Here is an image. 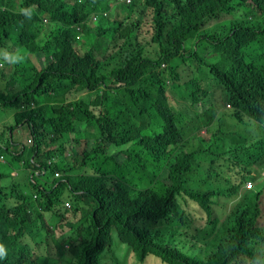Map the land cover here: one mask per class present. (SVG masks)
Here are the masks:
<instances>
[{"label":"trees","instance_id":"1","mask_svg":"<svg viewBox=\"0 0 264 264\" xmlns=\"http://www.w3.org/2000/svg\"><path fill=\"white\" fill-rule=\"evenodd\" d=\"M244 4L252 7L235 17ZM27 6L35 9L31 20L17 14ZM165 8L174 19L151 26L168 44L152 30L146 50L138 0H0V59L4 51L25 57L15 65L0 60V109L13 119L1 129L0 163L24 153L35 189L32 198L18 191L0 167V194L7 201L19 194L14 205L0 203L7 250L0 264H100L113 227L140 262L152 254L167 264H257L254 252L264 256V65L255 53L264 0H165ZM199 43L207 45L201 53ZM186 61L197 71L207 67L222 87L231 139L221 134L212 86L191 76ZM174 96L193 113L174 106ZM20 126L29 136L15 155L11 135ZM201 129L221 146L207 147ZM194 140L199 146L186 149ZM70 141L82 144L80 155L76 147L65 153ZM152 163L163 166L159 188L133 191L130 179ZM65 192L78 218L64 217ZM221 196L235 197V205L214 228L212 203ZM187 199L206 221L194 220Z\"/></svg>","mask_w":264,"mask_h":264},{"label":"rangeland","instance_id":"2","mask_svg":"<svg viewBox=\"0 0 264 264\" xmlns=\"http://www.w3.org/2000/svg\"><path fill=\"white\" fill-rule=\"evenodd\" d=\"M252 6L250 4H244L243 6L239 7L238 10L235 12L234 16L237 18H243L244 14L246 12H248L250 10ZM228 18H224L221 19L222 21H225ZM112 19V18H111ZM146 23H144V25H140L139 27V32H140V38L144 41V39L148 38L149 33H150V28L149 25H147V21L148 19L145 20ZM222 25H210L208 27L211 28H216V29H220ZM260 43L262 44V49H260L259 47L256 48L255 53H260L262 52V63H264V37H262L260 39ZM207 46L205 43H199L196 48L198 49V51L201 53V50ZM182 66H189V65H194L193 62H189L186 61L184 64H181ZM206 72L205 68H201L199 69V71H197L195 69V65L191 67V76H198V75H203L206 77V84L208 86H215V80L213 79L212 76H206L204 75ZM177 83V82H175ZM80 96L84 95V92L81 91L80 92ZM209 96H212V102H213V107L216 110L217 113V117H221L220 123H221V130L223 135L227 136L228 139L232 138V133L230 128L234 130V127H232L231 125V121L229 119V113L230 110L229 109H224L225 104L223 103V98L224 95L220 92V90H215L214 92H212ZM226 96V95H225ZM209 100H207L206 102H204L203 104H198L196 107V110L198 112H201L202 110H204L208 105H209ZM173 105L177 106L179 108H182L183 110L187 111L190 109V112L193 113V109L188 107L182 100H180L178 97L174 96L173 97ZM225 110V112H224ZM10 112V110L8 109H0V123L1 125H8V124H12L13 123V119L10 120H2L3 118L8 116V113ZM215 123V122H214ZM202 135H204L205 137L208 138L207 142H206V146H210L211 149L216 150L217 147L221 146V143L215 139H213L211 136H209V134L205 133L204 129H201L200 132ZM29 135L28 130L24 127L22 129H14L11 135V138L13 140V142L15 144H18L20 141H25L26 137ZM254 142V138L253 139H248L247 140V145L245 147H251L248 146L250 144H252ZM231 143V142H230ZM229 145H233L232 143ZM204 144V143H203ZM199 146V142L197 140H194L193 143H189L188 147H186V149H191L194 147ZM252 146H256V144H253ZM70 147H76V149L78 150V154L80 155L81 153V149H82V144L80 145H76L73 141H70L68 143L65 144V153L69 152ZM231 152H228L226 155L230 154ZM80 159V156H78V160ZM92 161V160H91ZM94 162V161H92ZM107 168L110 169L112 168L111 165L108 163L107 164ZM86 171L88 173H93V170L91 168H86ZM264 172V170H263ZM231 175V180L232 181H236L239 173H234V174H230ZM162 177H163V166L161 163H152L147 164V166L138 174H135L133 178L130 179L129 183L130 186L132 187L131 189L133 191H135V189H141L144 188L146 186H148L149 184H153L156 185L158 188L160 186V183L162 181ZM22 191H24L27 195H29L32 198V195L35 193V189L31 186H28L25 189H21ZM4 193H8V188L7 187H3V189L1 190ZM64 198L66 199H71L72 203L74 204V201L72 199L71 196H69L68 192H65L63 195ZM235 197H217L216 201L212 203V214L213 217L215 218L214 220V228L217 227L218 224H220L222 221L225 220V218L228 216V214L230 213V211L232 210V207L235 205ZM80 204H83V201H80ZM184 208L191 214V216L194 218V220L196 222H202L203 221V216L204 219L206 221V216L204 215V212H202V210L198 207V205L196 203H194L193 201L187 199V202L184 203ZM68 210V208H67ZM203 214V215H202ZM48 217L50 215V213H47ZM71 215H73L75 218H78L79 213H72V211H69L64 213V217L68 218ZM260 220H264V216H262L260 218ZM212 225V224H210ZM211 231V230H210ZM262 248H264V243ZM46 250V246L43 250V252ZM185 252V251H184ZM198 249H193L190 252H186V253H197ZM99 263L100 264H167V263H163L157 256L155 255H148L144 261L140 262L136 259L135 255L133 252H131L129 250V248L126 246V244L122 243L118 238H117V231L116 228L113 227L111 229L110 232V239H109V243L105 249V251L100 255L99 258ZM248 263V261H247ZM263 264H264V259H263Z\"/></svg>","mask_w":264,"mask_h":264},{"label":"clouds","instance_id":"3","mask_svg":"<svg viewBox=\"0 0 264 264\" xmlns=\"http://www.w3.org/2000/svg\"><path fill=\"white\" fill-rule=\"evenodd\" d=\"M125 2H129V0H125ZM138 2H139V5L141 7V16H142V22L140 23V25H144V23H146L145 20L148 19L147 25H149V28H150V33H149L148 38H146V40L143 41L144 44H145V46H146V50H152V46L151 45H147L152 30H155L160 35V40H161V45L162 46L165 45V44H168L167 34L161 33V32H159L158 30L154 29L151 26L152 25V23H151L152 19L161 18V17H165V18H169V19H174L170 15V13L166 11V8H165V0H138ZM110 9L112 10V12L113 11H120V10H118V7L116 5L114 6L113 3H110ZM34 11H35V9L32 6L19 7L17 9V14L18 15H22L26 19L31 20ZM106 14L107 13H105V12L103 13V15H106ZM94 17H95V13H92L91 16H90V18H89V23L91 25L94 24V22H93V18ZM228 17H229L228 15H222L220 19H224V18H228ZM207 25H209V26L210 25H214V22L213 21H210ZM151 53H152V51H151ZM261 55H260L259 63L262 64V65H264V63H262V57H261ZM24 59H25V57L22 56L18 51L15 52V53L9 52V51H4L3 52V57L0 60H2L5 63H9V64L15 65V64L23 63ZM164 65H165L164 63L161 64V66H164ZM2 66L3 65L0 64V67H2ZM204 68L207 71V67H204ZM204 75L210 76L206 72H205ZM204 79H206L205 76H204ZM215 84H216V82H215ZM218 89L224 95L223 103L225 104V106H227V107H224V109L230 107V104L227 101V98L225 96V93H224L222 87L220 85L216 84L215 86H212V88H211L212 92H214L215 90H218ZM2 127H3V125H1V129H2ZM1 129H0V132H1ZM0 154L2 155L1 152H0ZM47 161L49 162L50 160H47ZM26 167H28V166H26ZM34 172L36 173L37 171H34ZM60 174H61L60 171H55L54 172V177H58V176H60ZM28 176L31 179L30 170H29ZM26 183H27V187H28L29 184H28V182H26ZM20 191L22 192V190H20ZM61 207L63 209H65V210H67V208H68L69 211H72L70 209V200H68V199H65V201L63 203V206H61ZM47 213L48 212H46V214ZM72 213H73V211H72ZM263 222H264V220H260L259 219V226H263ZM263 243H264V239L261 241V243H259L258 247L260 249H263L264 250V248H262ZM6 256H7V250H6V248H5V246L3 244H0V259H5ZM258 259H264V256L258 257L257 254H256V252H254L253 260H255V263H257V264H263V260L261 261V260H258Z\"/></svg>","mask_w":264,"mask_h":264},{"label":"crops","instance_id":"4","mask_svg":"<svg viewBox=\"0 0 264 264\" xmlns=\"http://www.w3.org/2000/svg\"><path fill=\"white\" fill-rule=\"evenodd\" d=\"M10 119H12L11 112H9L8 116L3 118L2 120L6 121ZM22 128L24 127L20 126L16 129H22ZM0 129H1V123H0ZM28 136L26 137V140L24 142H27ZM24 142L20 141L18 144H15L13 142L12 148L16 150L14 152L15 155H18L19 153H23L20 147H22ZM0 145H1V134H0ZM5 158L6 160L0 163V167L9 171V174L12 175L7 184L11 183L12 181H18V182H14L18 185V191H20L21 189H25L27 187L26 177L30 170V168L26 167L25 164V154L23 153L22 156L13 157L14 159H11L9 155H5ZM18 198H19V194L17 193V195L13 199L7 201L0 194V203H4L6 205H14L17 202Z\"/></svg>","mask_w":264,"mask_h":264},{"label":"built area","instance_id":"5","mask_svg":"<svg viewBox=\"0 0 264 264\" xmlns=\"http://www.w3.org/2000/svg\"><path fill=\"white\" fill-rule=\"evenodd\" d=\"M1 156H2V155L0 154V158H1Z\"/></svg>","mask_w":264,"mask_h":264}]
</instances>
